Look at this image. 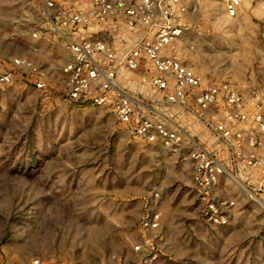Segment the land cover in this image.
Masks as SVG:
<instances>
[{
	"label": "rangeland",
	"instance_id": "374dc122",
	"mask_svg": "<svg viewBox=\"0 0 264 264\" xmlns=\"http://www.w3.org/2000/svg\"><path fill=\"white\" fill-rule=\"evenodd\" d=\"M202 0L188 60L197 71L264 94V0ZM37 0H0V56H26L49 71L38 91L19 76L0 89V256L13 264H264V224L252 211L220 227L206 222L189 163L133 139L105 108L78 107L63 91L65 49L33 37ZM163 188L156 202L153 190ZM162 213L149 236L141 219Z\"/></svg>",
	"mask_w": 264,
	"mask_h": 264
},
{
	"label": "built area",
	"instance_id": "2783aa9c",
	"mask_svg": "<svg viewBox=\"0 0 264 264\" xmlns=\"http://www.w3.org/2000/svg\"><path fill=\"white\" fill-rule=\"evenodd\" d=\"M202 0H37L41 21L33 37L65 49L60 78L78 107L105 108L133 139L191 165L203 219L225 227L252 211L264 224V94L195 69L188 60L202 37L194 17ZM236 17L241 0H223ZM19 76L38 91L49 71L26 56H0V89ZM163 188L153 190L155 201ZM162 228V213L142 216L145 235ZM145 240L134 246L141 264L158 254ZM0 264H13L0 256ZM30 264H43L40 259Z\"/></svg>",
	"mask_w": 264,
	"mask_h": 264
}]
</instances>
